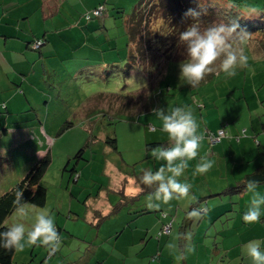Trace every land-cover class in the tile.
<instances>
[{
    "label": "rangeland",
    "instance_id": "374dc122",
    "mask_svg": "<svg viewBox=\"0 0 264 264\" xmlns=\"http://www.w3.org/2000/svg\"><path fill=\"white\" fill-rule=\"evenodd\" d=\"M124 1L127 12L120 13L113 9V1H108L112 16L108 17L107 12L105 16L108 21L111 19L112 25L107 26V32L96 37L87 26L92 23L99 25V19L103 18L92 16L93 12H73L76 14L74 21L79 25L78 29L69 31L73 36L69 39V59H66V48H61L60 43L49 57L34 62L31 65L33 71L27 75L21 69H15L14 73L0 71V194L9 190L40 155L50 152L52 158L41 181L48 191L46 205L24 204L23 210H15L6 223L11 227L24 225L27 237L38 216L44 215L61 230V243L57 242L60 247L54 249L55 254L52 251L49 255L50 248L39 242L32 246L26 244L23 250L16 251L13 264H231L224 251L217 252L215 242L220 247L222 239L215 236L212 221L206 220L207 210L202 213L203 208H199V217L185 213L190 204L197 201L195 193L206 185L204 177L194 174L199 157L189 161L184 173L192 185L191 199H172L165 204L155 199V193H147L135 201L127 200L130 198L128 195L136 194L134 173L139 174L143 169L159 170L165 165L163 160L157 161L151 155L153 150L162 146L146 150V144L152 142H144V132L154 130L160 135L164 149L171 147L174 141L168 139V134L162 130V122L153 111L131 120L129 115H114L106 110L109 95H132L129 97L132 99L140 88L151 87L157 62L156 56L153 57L156 50L152 48L153 44L146 47L145 55L154 63L150 68L144 66L147 59H140L137 48L147 45L138 41L139 38L134 44L130 43L125 28L127 24L120 19L122 16L129 18L126 14L139 10L142 0ZM242 1L264 5V0ZM150 5H147L148 9ZM210 6L220 10L222 4L211 0ZM160 14L154 11L147 27L143 25V28L150 32L153 42L163 36L166 49V37L171 28ZM87 16H91V20ZM209 21L212 22L211 19ZM257 35L258 39L263 36ZM249 39L247 42L255 41L254 38ZM16 42L19 45L15 46V53L8 48L13 53L11 56L23 52L22 43ZM89 44L93 47L99 45V53H95ZM176 45H180L179 40ZM102 48L105 49L104 54ZM55 51L62 61L53 55ZM244 51L248 58L257 57L246 47ZM133 52L135 60L131 55ZM158 56L168 64L159 84L162 93H157L155 108H163L166 114L175 107L192 108L197 103L195 99L199 92L206 98H212L231 89L227 84L229 76L223 72L216 74L211 82L194 88L180 79L179 64L184 59L167 60L166 54ZM66 68L69 74L65 73ZM256 69L249 65L242 70L252 75ZM242 78L243 75L236 82H241ZM64 125H68L65 130ZM112 137L117 138V150L107 143ZM90 140L92 144L87 146ZM85 145L84 158L75 159ZM74 167L77 168L75 176L71 171ZM125 199L127 204L114 212V205ZM215 199L219 200V197L212 200ZM211 205L216 207L214 203ZM160 206L164 207L163 212ZM177 206L180 214H176ZM144 208L151 210L141 216L133 214L135 210ZM130 209L132 214H129ZM166 214L168 218L162 219ZM183 224L185 227L181 232ZM236 224L237 221L231 219L226 222V227L234 228ZM164 225L171 226L170 233L160 237ZM221 226V222L217 223V227ZM205 243L211 248L206 249ZM231 251L232 264H246L237 259L235 248Z\"/></svg>",
    "mask_w": 264,
    "mask_h": 264
},
{
    "label": "crops",
    "instance_id": "0c3cea01",
    "mask_svg": "<svg viewBox=\"0 0 264 264\" xmlns=\"http://www.w3.org/2000/svg\"><path fill=\"white\" fill-rule=\"evenodd\" d=\"M108 1L0 0V51L3 53L5 51L11 54L15 53L14 48L19 45L16 41L20 39L19 42L22 43L21 49L23 52L16 53L13 57L16 60L30 58L27 51L25 52L27 47L24 41L21 40L38 38L40 40L45 36L48 45L53 42V50L62 43L60 47L66 48V59H69V39H73L72 32L69 31L78 29L79 25L78 21H74L76 14L73 12H91L100 5H104L108 17H111L112 10L109 9ZM112 1L111 5L118 12H127L124 7V0ZM84 7L88 9L85 10ZM135 9H137V6ZM135 9L133 8L132 11H135ZM105 15L106 13L104 16L99 17L103 18L99 19L100 26L92 22V24L87 26L95 37L101 32H107V26L112 25L111 19L108 21ZM70 42L74 45L73 41ZM90 47L95 53H99L101 48L99 45H94V47L90 45ZM8 48H12L14 52H10ZM102 49L104 54L105 49ZM255 50L253 49V52L257 57L248 58V64L257 68L255 74L247 75L248 73L242 70L243 68H238L237 71L239 69L242 71L237 72L235 76L227 77V84H230H228V87L231 89L219 92L217 96L212 98H206L199 92V96L195 99L197 103L190 108L201 127L199 132L204 137L199 149V156H207L213 164L208 172L197 175L200 178L204 177L206 185L197 191V194L195 193V197L205 200V203L201 202L202 204L199 205V208H203L202 213H206L207 210L206 220L212 221L215 236H220L222 239L220 247L215 242L217 252L224 251V255L229 258L231 264L233 263V259L230 257L231 248L236 249L237 259L242 260L246 264H253L251 257L243 251L247 243L259 240L260 249L264 251V214L261 215L258 223H246L243 219L250 202L251 193L243 191L241 193L216 195L219 192L236 187L246 176L255 173L260 166L264 165V53L258 51L257 54ZM47 53L50 54L52 52L48 50ZM53 55L59 58L56 51ZM59 60L62 61L60 58ZM0 65L6 70L10 69L8 62L3 58L0 59ZM66 71L69 73L68 68H66ZM242 75V81L236 82V79ZM221 128L225 129L226 137L220 143L212 146L209 143L208 136L212 133H217ZM143 138L145 143H163L160 141L162 137L155 134L154 130L145 131ZM153 160L155 161L154 158ZM163 163L166 164V161ZM151 170L146 169V173H148L147 171L151 172ZM214 170L215 173H213ZM156 171L158 170L155 168L153 172L155 173ZM167 174L170 175V173ZM137 175V173L133 175L136 194L128 195L130 197L127 198L128 201H135L142 194L155 193L147 190V186L138 180ZM178 179L188 182V177L185 174ZM200 181L203 182L201 179ZM123 187H126V185H123ZM256 190L261 195H264V183L258 184ZM228 195L231 196L228 197ZM215 197H219V200H212ZM211 203H214L216 207H213ZM260 207L262 212H264V205ZM179 208L177 206L176 214H180ZM212 209L215 210L210 212ZM150 210L149 208H144L138 211L135 210L133 213L130 209L129 214L133 213L141 216L139 212L143 211L146 214ZM163 210L164 207L160 206V211L163 212ZM185 213L187 212L185 211ZM167 218L166 214L163 215L162 219L166 220ZM184 218L186 217L184 216ZM231 219L237 221L234 228L226 227V222ZM219 222H221V227H217ZM147 230L148 232L151 231L149 228ZM205 245H207L205 246L206 249L211 248L210 244L208 246V243H205Z\"/></svg>",
    "mask_w": 264,
    "mask_h": 264
},
{
    "label": "clouds",
    "instance_id": "9594fccd",
    "mask_svg": "<svg viewBox=\"0 0 264 264\" xmlns=\"http://www.w3.org/2000/svg\"><path fill=\"white\" fill-rule=\"evenodd\" d=\"M184 15L190 18L191 23L180 32L178 37L179 44L184 46L185 54V59L179 64L180 79L195 87L209 75H218L223 72L231 77L237 74L238 68L248 67V56L245 54L243 45L246 44L251 33L237 20L213 21L205 25L201 20L202 11L190 8ZM153 114L162 122V130L168 134V139L174 141V144L167 149L160 147L151 152L157 161L163 160L166 164L154 174L146 173L143 176V185L151 186L158 182L155 199L162 200L165 204L172 199H191L192 185L186 180H178L177 177L183 176L189 167V161L199 156V149L204 139L199 132L200 125L190 108L175 107L167 114L163 108H154ZM177 161L179 162L175 163ZM212 166V161L207 156H199V163L195 166L194 174H204ZM258 183L256 180L247 181L245 191L251 193V198L243 216L246 223H258L261 215L264 214L260 207L264 205V195L256 190ZM21 195L22 191L18 190L17 198L13 201L16 211H22L24 207L20 204ZM148 207L153 208L151 205ZM199 215L200 212L196 209L189 213L191 217H199ZM0 239L3 240L0 247L9 251L13 249L21 251L26 244L32 246L37 245L38 242L57 250L61 243L56 224L44 215L38 216L35 227L28 231L27 237H25L24 225L21 224L0 232ZM243 251L251 257L253 264H264V251L260 249L259 240L247 243Z\"/></svg>",
    "mask_w": 264,
    "mask_h": 264
},
{
    "label": "trees",
    "instance_id": "16d2710c",
    "mask_svg": "<svg viewBox=\"0 0 264 264\" xmlns=\"http://www.w3.org/2000/svg\"><path fill=\"white\" fill-rule=\"evenodd\" d=\"M217 2L222 4L220 10L213 9L210 6L211 0H155V2L154 0H143L142 6L139 8V10H136V12L133 11L135 12L133 14H126V16H129V18L128 17L125 18L124 16L120 17L123 23H125V25L127 24L125 28H127L128 31L127 34L129 36L130 43L134 44L136 39L139 38L138 41L143 42L144 45H147L145 47L140 45L139 48H137L138 55L141 57L140 59H144V60L147 59V56L145 55L146 47L150 48L153 46V44H155V46L152 48H156L153 57L156 56L157 62H156L155 72L153 74L152 80L150 81L151 87L140 88L139 92H137V94L132 99L129 98L132 95H122V94L109 95V100L105 104L107 107L106 110L114 115H119V114H124L127 116L129 115L128 117H130L129 119L131 120H135L142 113L153 111V109L156 106L157 93H162L159 84L161 83L165 75L166 66L168 64L165 61L162 62L158 54H166L167 60H169L170 58H172L173 60L185 59L184 46L182 44L177 46L176 43L178 41L177 37L180 34V32L185 30L188 24L191 23L190 18H186L184 15L185 12L190 8L197 9L198 11L203 12V15L201 16V20L205 25L211 23V21H209L210 19L212 20V22L214 20L216 21L222 20L224 22H231L233 20H237L242 27L246 28L247 31L251 33V36L249 38L251 40L254 38L255 41H257V42L255 41L246 42L245 45L247 46L243 45V47H246L249 52L253 51V49H256L255 51H257V54L258 51L264 53V5H257V4L252 5L242 0H217ZM150 3L151 5L150 8L148 9L147 5ZM172 6H174L175 8L173 9ZM113 9L117 10L116 8ZM154 11L159 12V14L161 13L162 16L168 21L169 27L171 28L168 32V36L166 37L167 40L166 49H165V41L162 40L164 38L163 36L161 37L160 35V40L157 42H153L151 39L150 32H148L145 28H143V25L147 27L148 25L147 22L150 21L151 15H153ZM259 33L263 34V36L258 39L257 34ZM21 41H24L27 47L26 50H28V55H30V58L29 57L20 58V60H16L13 56H11L12 54L9 53L8 51H5L4 53L0 51V59L3 58L4 60H6L8 62V66L10 67V69L6 70V68L1 67L0 65V71L3 70L6 73H14L15 69H21L23 73L27 75L28 73L33 71L31 67L33 66L34 62L36 63L38 60L41 62L43 58L49 57V54L47 53L48 50H50L51 52L53 51L52 48L54 45H50V44L48 45L47 40H45V36L43 39L40 40L38 38V39L21 40ZM130 43L129 46L131 45ZM131 55L135 60L136 58L134 56V52ZM11 57L14 59H11ZM153 63L154 62L151 58L147 59V64L144 63V66L150 68ZM65 73L69 74L68 72ZM144 74H145V70H144ZM25 75L23 77H25ZM215 77L216 74L207 76V78L204 81H202L199 85L195 86L194 88L203 85L204 83L211 82ZM123 98H125V101L122 100ZM115 102H119V103H115ZM157 106H159V102ZM67 128L68 125L63 126L64 130ZM62 130H60V133L62 132ZM215 134L217 133H212L211 135H215ZM225 137L226 135L223 138ZM208 139H209V143L212 146L222 141L221 139L220 142L216 144H212L209 136ZM107 143L111 146L112 149L114 150L118 149L116 137L108 138ZM91 144H92V140H90L87 146H90ZM163 145L164 144L160 142L147 143L146 150L149 151L151 149ZM87 146L85 145L83 147V149L75 156V159L81 160L84 158V152L86 151ZM147 159H149V157H147ZM51 163H52V158L50 152H46L44 155L39 156V158L32 163L30 168L9 190L0 194V232L7 231L8 228L11 227L6 222L9 216L16 210V208L13 206V201L17 198L16 192L18 190L22 191V195L19 197L21 205L31 204L36 207H43L46 205L48 191L41 184V181L45 176V174L47 173ZM71 171L73 172L74 176L77 175L76 167L72 168ZM147 172L154 174L153 170H151V172L150 171ZM145 174H146V169L137 175V178L141 183H143V176ZM248 180H256L259 182L258 184H263L264 165L260 166L255 173L246 176L245 179L242 180L236 187L224 190L223 192H219L216 195L241 193L245 191ZM158 187H159V183L156 182L151 186H147L146 189L151 190L150 192H155L158 189ZM126 202L127 201L125 200L119 202L116 206L114 205L113 211L114 212L118 211L121 207L124 206V204H126ZM201 202L205 203V200L197 199V201L190 206L189 210L187 211V214L189 215V213H191L194 209L198 210L199 205L202 204ZM139 213L145 214L143 211ZM184 227L185 225L183 224L181 226V232L184 231ZM58 230L59 232L61 231L59 228ZM164 233H165L164 228H161L159 234L160 237H163ZM2 243L3 240L0 239V244ZM52 251L53 254L56 253L54 248L49 249V255ZM15 253H16L15 249L9 251L0 247V264H13Z\"/></svg>",
    "mask_w": 264,
    "mask_h": 264
},
{
    "label": "built area",
    "instance_id": "2783aa9c",
    "mask_svg": "<svg viewBox=\"0 0 264 264\" xmlns=\"http://www.w3.org/2000/svg\"><path fill=\"white\" fill-rule=\"evenodd\" d=\"M91 12H93V15H92V16H94V17H102V16L104 15V13L106 12V8H105L104 5H100L99 7H97L96 9H94V10L91 11ZM87 19H88V20H91V16H87ZM37 45H39V44H37ZM225 135H226V134H225V130L222 128V129H220V130L217 132V134H215V135H210L209 138H210V141H211L212 144H216V143L220 142L221 139H222ZM170 228H171L170 225H168V226L165 225V227H164V231H165V233L169 234V233H170Z\"/></svg>",
    "mask_w": 264,
    "mask_h": 264
}]
</instances>
